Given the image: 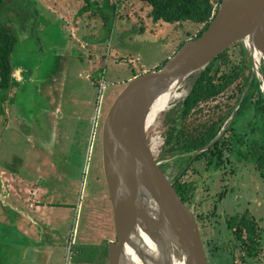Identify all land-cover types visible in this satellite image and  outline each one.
I'll list each match as a JSON object with an SVG mask.
<instances>
[{
    "label": "rangeland",
    "instance_id": "rangeland-1",
    "mask_svg": "<svg viewBox=\"0 0 264 264\" xmlns=\"http://www.w3.org/2000/svg\"><path fill=\"white\" fill-rule=\"evenodd\" d=\"M92 1L100 2V7L92 5L82 13L86 0H10L8 7L0 9V25L16 37L11 61L13 69L20 71V81L12 85L10 96L5 102L0 97V215L8 209L3 207L8 203L2 196L3 179L14 176L18 180L14 186L29 191L25 197L32 199L35 182L40 192L51 194L55 204L71 207L45 208L34 214L47 222L39 230L43 237L41 264L51 250L49 264H105L108 243L116 241L103 169L105 116L131 79L160 67L199 30L190 21L155 23L148 17L149 7L138 1L117 4L116 10L109 5L117 0H109L111 4ZM187 92L183 82L177 92L180 98L170 102L147 132L149 145L150 138L161 135L159 154L166 146L164 119L172 115L169 111L178 109ZM78 118L90 121L85 139H81ZM247 120L239 122V130L247 128ZM156 161L162 162L160 170L171 182L186 164L183 158L159 157ZM238 169L236 175H224L223 170L210 167L189 207L199 216L209 264H234L232 252L238 250L232 247L226 224L229 217L248 211L264 232V180L254 162L245 172ZM210 173L215 175L209 177ZM195 176L191 170L183 180ZM223 192L224 198H220ZM10 223L7 214L4 225ZM52 225L55 236L51 235ZM262 236V250L250 264H264V233ZM72 239L75 244L68 245ZM6 241L0 240V264L12 257ZM65 243L72 249L70 262L65 259Z\"/></svg>",
    "mask_w": 264,
    "mask_h": 264
},
{
    "label": "water",
    "instance_id": "water-1",
    "mask_svg": "<svg viewBox=\"0 0 264 264\" xmlns=\"http://www.w3.org/2000/svg\"><path fill=\"white\" fill-rule=\"evenodd\" d=\"M239 42L252 60L253 73L232 120L255 76L262 81L264 94V0H222L199 38L186 41L161 69L131 79L107 112L102 128L103 169L117 238L108 243L105 264H209L194 212L181 201L174 182L153 156L148 121L162 96L192 75L196 85L210 63ZM145 239L154 246L147 247Z\"/></svg>",
    "mask_w": 264,
    "mask_h": 264
},
{
    "label": "trees",
    "instance_id": "trees-1",
    "mask_svg": "<svg viewBox=\"0 0 264 264\" xmlns=\"http://www.w3.org/2000/svg\"><path fill=\"white\" fill-rule=\"evenodd\" d=\"M141 2L149 7L148 17L155 23L160 21L166 23H183L193 22L199 26L196 35L191 39L199 38L210 26L214 20L222 0H117L111 4V8L117 9V4L123 2ZM0 0V9L1 3ZM86 5L83 6L81 13L86 12L90 6L100 7V2L86 0ZM16 37L0 25V88L6 89L11 80V55L13 52ZM180 44L177 51L184 45ZM176 51V52H177ZM168 60V59H167ZM155 70L161 69L165 63ZM252 75V60L243 43L239 42L229 48L227 51L217 57L206 68L202 77L196 85H193L196 75L189 77L185 84L188 87V95L183 99L178 109L171 110L172 115L164 119L167 127L165 149H162L161 159L167 158L181 161L185 160L183 156L186 151L195 152L206 147L218 134L219 129L212 133L195 134L189 141L187 147L184 116L187 109L200 107L202 103H212L216 101L223 93H234L235 101L238 103L251 79ZM136 76V75H135ZM236 87V88H234ZM238 116L244 113L246 109L258 108L259 114L264 122V94L259 86V81L256 79L248 88ZM259 95V98L255 95ZM256 99V100H254ZM231 102V100H230ZM233 103V102H232ZM175 115V116H174ZM171 118V119H170ZM258 125V126H257ZM264 126V125H263ZM258 123H253L254 132L256 127L259 130L260 140L254 141L249 149V156L252 157L254 168L261 174L264 180V127ZM149 134V133H148ZM150 136V134L148 135ZM224 145L222 140L214 144L208 151L198 154L195 160L204 159L209 168L215 161L222 160V154H218L219 147ZM183 167V166H182ZM183 168L175 175L174 189L177 192L181 201L187 205H191L196 196L198 185L196 182L187 183L183 180ZM223 192L220 198H223ZM199 221V216L196 217ZM228 229L231 231V240L238 250L237 253L232 252L234 264H250L254 262L262 250V234L263 229L260 227L258 220L246 211L245 214H239L237 217H229L226 220Z\"/></svg>",
    "mask_w": 264,
    "mask_h": 264
},
{
    "label": "flooded vegetation",
    "instance_id": "flooded-vegetation-1",
    "mask_svg": "<svg viewBox=\"0 0 264 264\" xmlns=\"http://www.w3.org/2000/svg\"><path fill=\"white\" fill-rule=\"evenodd\" d=\"M1 1H3L1 3V8L4 5H6V7H8L9 4L11 3L10 0H1ZM71 10H72V8H70V11ZM73 22H75V20ZM4 28L8 31V33L11 32L10 30H8V28H6V27H4ZM10 34H12V33H10ZM11 65H12V61H11ZM14 71L15 70L13 69V66H12L11 80H10L8 87L6 89L0 88V97H2V102H5L6 99L10 96L9 94L11 93L10 90L12 88V85L15 84L16 82L20 81V72H19V75L17 76L16 71L15 72ZM262 71H264V65H263ZM256 79L259 81V86L262 89V81L260 79H258L257 76H255L253 82ZM234 88H236V87H234ZM187 95H188V92L186 94V97H187ZM255 96H257L256 99L259 98L258 94ZM235 99H236V97L234 96V93H223L222 95H220V97L216 101H214L212 103H202L200 105V107L193 108L190 110L187 109L185 111V116H184V125H185V135H186L187 147L190 146L189 141H191V138L193 137V135L212 133V132L216 131L217 129H219L217 136L221 135V138L218 141L222 140L224 142V145H221L219 147V151H221V152H219L218 154L223 153L222 159H223L224 163H222V160L215 161V163L212 165V167L215 166V169H217L218 172L223 170L224 175L225 174L226 175L227 174L236 175V174H238V171H239L238 168L239 167H242V169L244 171V170L248 169V166L251 163H253L251 161L252 157L249 156L250 155L249 149L251 148L254 141L260 140L258 127H256V131L254 132L255 129L253 127V123L256 122L261 127L264 125L263 119L260 116V114L258 112L259 109L257 107L246 109L244 111V113H242V114H240V116H238V112H240L242 104L239 107V109L237 110L234 118L231 120L232 114L235 111V108L237 107V105L239 103V102L237 103L235 101ZM256 99H254V100H256ZM230 100H231V102H230ZM249 117H250V120L249 119L247 120V118H249ZM243 118H245L247 120L245 122H247L246 125H248V126H247V128H242L241 130H239V122L241 120H245ZM262 137H264V135ZM196 153H197V151H195V152L186 151L184 153L183 156L185 157V160H186L185 163L186 164L183 165V171H184V177H186L188 172L193 170V172L195 173L196 176L193 179L188 178V180H185V182H187V183L196 182L198 185L202 182H205V179H203L202 177H203L205 172L210 171V168H209L208 164L206 163L205 158L200 159V160H195V157L198 155ZM233 162L235 163L234 165H233ZM231 163L233 165L232 167L230 165ZM160 166H162V164ZM200 167H202L203 169H199ZM228 170H229V172H227ZM213 175H215V173L214 174L210 173L209 177H211ZM224 179H225V177H224ZM224 189H227V188H224ZM72 244L73 245L75 244V239H72V241H70L69 245H72ZM72 257H73L72 256V249L69 248V257H68L67 261L70 262L72 260Z\"/></svg>",
    "mask_w": 264,
    "mask_h": 264
},
{
    "label": "crops",
    "instance_id": "crops-1",
    "mask_svg": "<svg viewBox=\"0 0 264 264\" xmlns=\"http://www.w3.org/2000/svg\"><path fill=\"white\" fill-rule=\"evenodd\" d=\"M18 72H16L17 75H19ZM77 122L82 127L81 139L82 138L85 139L87 135V127L90 121L89 120L87 121V118L86 119L78 118ZM11 175H13V172L11 173ZM17 181H18L17 176H14V178L11 177L8 179H3L2 182L3 185L2 196L8 200V203L5 202L3 207L8 208L9 210L5 209V213H1L0 215V226L2 225L3 227V229L0 228V240L2 241L7 240L6 241V244H8L7 249H9L7 251L10 252V255L12 256L11 259L7 261V264H13V263L41 264V260L43 258L42 257L43 252H41V246L43 245L42 242L43 237L41 232H39V230H41L42 228L41 226H47L46 224L47 222H42L41 220H38L34 216V214L38 211L42 212L45 208L48 209L51 208L53 210H58V209L69 210L71 207L61 203L55 204L51 199V194H49L47 191L43 193V190L42 192H40L39 189L35 187L36 186L35 182L33 183L35 186H33L30 191V195L32 199H29L25 197L26 193H28L29 191L25 193V189L22 190L20 186H14V184ZM39 181H43V180H39ZM57 205H62V207H57ZM75 206L72 209H76ZM7 214H9V216L11 217V223L9 225H4ZM48 218L53 220L52 215H48ZM55 218L57 219V217ZM62 222L63 220L60 219L59 223ZM56 223L57 221L55 222V225ZM55 225H52L51 235L53 234V236H55L54 233ZM9 232H10V236L8 235ZM70 240L68 241V243H70ZM68 245L66 243L64 245L67 248L66 249L67 256L65 257L66 261L68 260L69 257ZM1 252L2 251H0V254ZM53 253L54 250H51L49 256L44 259L45 261L42 264H49Z\"/></svg>",
    "mask_w": 264,
    "mask_h": 264
},
{
    "label": "bare ground",
    "instance_id": "bare-ground-1",
    "mask_svg": "<svg viewBox=\"0 0 264 264\" xmlns=\"http://www.w3.org/2000/svg\"><path fill=\"white\" fill-rule=\"evenodd\" d=\"M179 88V87H178ZM178 88L174 90V92H170L169 94H165L164 96H162L159 101L157 102L154 110L152 111L150 117H149V121L148 123L150 124H154L156 119H157V116L167 110V108L169 107V104L171 101L173 100H176V99H179L180 98V95L177 93L178 92ZM145 245H147V247L149 246H154L152 244V242H150L149 240L145 239ZM153 250V249H152ZM148 252L150 253H154V251H151L150 249L147 250ZM156 254V253H155Z\"/></svg>",
    "mask_w": 264,
    "mask_h": 264
},
{
    "label": "built area",
    "instance_id": "built-area-1",
    "mask_svg": "<svg viewBox=\"0 0 264 264\" xmlns=\"http://www.w3.org/2000/svg\"><path fill=\"white\" fill-rule=\"evenodd\" d=\"M150 147H151V151L153 153V156L157 157L155 159H158L160 157L159 151L162 148V137L160 134L156 133V135L154 137H152V139L150 138ZM162 162H158L159 165H161Z\"/></svg>",
    "mask_w": 264,
    "mask_h": 264
}]
</instances>
